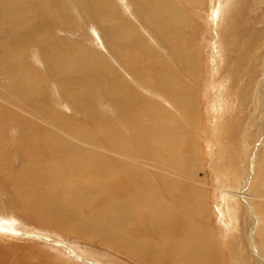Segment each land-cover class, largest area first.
<instances>
[{"label":"bare ground","instance_id":"1","mask_svg":"<svg viewBox=\"0 0 264 264\" xmlns=\"http://www.w3.org/2000/svg\"><path fill=\"white\" fill-rule=\"evenodd\" d=\"M19 1L20 0H18V2ZM25 1L27 0H22V4H24ZM98 1L100 4L98 3L96 6L97 12H108V10L111 9L109 2H107L106 5L105 0ZM135 1L136 6L135 3H129L130 1L127 3L129 4V13L145 12L146 15L143 16L145 20L149 24L155 25L153 29L151 28L145 33L146 40L143 38L147 48L146 53H148L147 56H145L150 59L149 64L152 67H154L155 62V74L147 64H144L142 54H137L135 56V54L131 55V53H129V70L131 72L126 74L129 77V92L126 87L119 88L121 91L114 89L112 95L108 98L109 102L101 103L104 108L103 117L106 116V113H109V111L105 113V110H109L108 107L109 105L111 106L112 102L114 104L118 103L116 106H122L120 105L121 101H124L125 104H131V108L124 111L121 118L117 117L126 122L122 125L120 123L117 124L122 126V128L125 126L123 128L124 130L126 127H129L130 121L136 126L137 130L132 131L134 134V136H132V141L141 156L137 151L133 153L138 162L141 163L143 160L142 164L144 165V169L137 170L135 166H129V163L123 160L125 157L126 160L129 161L130 145L128 147L125 143L122 144L119 137L118 140L114 134L110 135V133L103 131V123L93 125V130L89 131L82 126V123H77L75 119L70 118V115L59 112V108H65L69 110V112L72 111V113L78 112L73 106H67L65 104L66 102H64V100H68V97L80 105L76 106L79 111H85V109L88 108L87 106L90 104L92 105V103L86 101L81 104L75 98H72V96L76 93V95L80 94L81 96H85L86 94L87 98H89V96L91 98L94 97L99 87L97 88V85H95L96 83L92 80L93 76L101 78L99 82L97 81L100 87L102 84L104 85L106 83L104 80L106 69L101 67L95 75H91L90 77H88L89 68H81L80 73L84 76L73 75V73L77 72L80 63H82V57H84L85 60L91 58L87 51L84 53L85 56L80 55L81 57L77 56L75 58L74 44L71 43L72 47L71 45L69 47L65 46V48H68V53H60L62 50H59V53H57L53 50V53H51L52 60L48 56L47 58L45 57L46 59L44 66H41L43 67L41 71L44 73L49 71L56 72L53 76L59 78L63 82V85H59L54 81L53 76L49 75V80L54 82L56 86L51 92L58 94L62 99V101H60V98L57 99L53 97L54 95L52 96L46 93L50 90L44 91L41 85V80L43 79L42 74L38 72L33 74L27 72L23 58H20L24 50L16 47L14 48V52L9 53L8 50L4 49V54H2V58H0V78L7 82V85L5 87L3 86V89L10 90L7 97H4V94L0 95V97L8 104L6 109L12 110L18 115L25 109L39 107L37 106L38 104L34 103L35 101H32L34 98L33 94H35L36 97L47 95L45 100H47V105L51 108L47 106L41 111V114H43L47 110V113L43 115V117H48L49 121L44 120L45 123L42 124L32 122V124H30L31 127H38L39 129L35 128L36 130L31 129V131H28L32 132L34 135H37L38 131H41V133L43 131L44 136L32 140L30 134H28L26 136L28 138L24 143L26 151L28 150L27 144L29 141L31 142L29 146L36 150L40 146H38V141H40L42 144L41 147L44 148V153L37 152V154L40 155H37L36 152L25 154V162L16 166L13 162V156L17 154L13 151H11V154L4 148L5 146L10 148L11 145L13 150L16 146L14 143L16 139L15 135L19 129L16 123H14L15 121L13 122L14 125L12 124L13 127H11L13 130L12 135L7 140L10 145L6 144L2 146L3 139L0 138V197H3L6 201L8 210L10 209L11 212H15L20 216L22 215L24 218L28 219V221H32L36 226H39L40 229L63 230L67 232L73 231V233L76 234L75 236L83 237V232L81 233L79 230V224H82V229H86V232H89L85 233L86 239L113 246L123 252L124 255L133 258V260L137 261L139 264H228L227 255L229 254L224 247V238H217L218 240L221 239L219 241L215 239L218 235L213 237V230H204L203 226L208 225L209 221L204 222L201 220L204 216H211L209 208L212 205L209 201V191L207 190L209 189L207 186L209 183L207 182L208 180L202 181L201 183L203 185V187L201 185V192L204 191L201 197H199L201 192H197L195 185L190 186V184H187V181H193L192 170H190V168H192L194 164L200 163L199 165L205 170L204 163L202 162V157H204V155H201L202 151H200V148L203 147L199 145L201 144L199 142L200 140L198 141L196 138L202 128V122L201 115H199L200 106L199 103H197L198 93H195L193 87L187 82L183 81L188 86L179 82V78H181L185 72L189 77V83L192 84L194 80V82L200 83V86L203 85V90L201 87L199 89L203 91L202 95H206L207 87H204V85H207V81L204 82L203 79V65L205 64L200 54L196 52V50L193 52L194 49L190 48L189 37L186 33L168 31L170 26L173 27L176 25L180 27L185 23L188 25L190 24L185 12H183V14L182 12H178V7L171 0ZM203 1L204 0H183L184 3L187 2L191 4L193 7L192 10H195V14L197 13L196 17L198 21L196 25L200 24L202 21L201 25L204 26L205 30L207 32L211 30V35L209 34V37L214 38L212 29L216 30L217 34L219 31L223 32L225 20H227L226 18L230 14L229 11L231 9L233 10L232 5L236 0H214L213 9L211 8L212 12H210L211 14L209 13L212 17L208 16L207 12L195 9L194 6L196 4L201 6ZM67 6H69V4ZM0 7L2 12L5 11L3 13L9 14V16L12 15V11L5 5L3 0H0ZM14 9L16 10L17 7ZM21 9H24L22 5H20V10ZM39 9H41V7ZM39 9L37 8L35 10ZM81 11L83 10L81 9ZM24 13L25 12H23V14ZM193 18L195 19V17ZM228 22H230V20ZM194 25L192 28H194ZM15 27L16 26L10 24L8 30L13 32L25 31L24 29H20V27L17 29ZM198 28L201 30V26H198ZM204 28H202L203 32L205 31ZM212 38L210 40H212ZM218 38V41H216V58H218V52H221V49L224 52L222 45L225 40H222L220 37ZM42 39L45 38H41L40 41ZM99 39L100 38L95 37V40L99 42V46L102 47ZM229 39L230 38L227 37L226 41ZM203 41L201 37L200 43L202 44ZM207 44H209L207 46L209 47L212 42L209 41ZM158 50L163 54L164 58L168 60L169 64L173 66L174 71L170 69L166 63L162 62L161 59L156 60V57H158ZM204 51H206V49ZM105 52L110 54V60L115 62V59L111 56V50L107 49ZM207 52L210 53L209 51ZM169 58L175 61L173 62ZM219 58L217 60H219ZM221 58L223 57L221 56ZM33 64L37 65L38 60L33 61ZM219 67L220 66H218V69ZM148 72L153 73V77L149 78ZM218 74H216L217 77H219ZM67 76L76 82V84H79V86L69 87ZM1 82L3 81L0 80V83ZM219 84H221V82H219ZM47 85H49V83H47ZM79 87H83L84 89L79 90ZM104 90L109 91L106 88ZM100 91L101 90H99V92ZM70 93L73 94L70 95ZM144 93L147 94L148 97L144 95ZM100 94L101 93H99L98 97L101 99ZM97 95L98 93L96 96ZM230 95L232 94H229L226 98L227 100H225L227 104L223 100L224 95L221 96V103H218L219 106L215 112L216 115L214 118L219 116L224 118L223 115L225 116L230 113L229 106L234 102ZM212 96L210 95L211 98ZM229 96L231 98H229ZM154 99L158 100L153 101ZM163 103L168 105L166 106L167 109L162 106L164 105ZM107 104L109 105L107 106ZM93 108L95 109V107ZM48 110H50V112L57 111L59 115H55L54 120L50 119L49 116H51V114ZM137 113L141 117V120L140 122H133L132 119L136 117ZM38 116H40L39 113ZM173 116L177 120H180V122H176ZM9 118L12 119L13 116L10 115ZM211 120L213 121V119ZM0 123L2 124L0 127L1 130L3 129L2 131H5V128H9V125H4L1 116ZM218 124H221V122L219 120L217 121L216 118L213 126L217 127ZM175 125H178V127ZM41 126L42 128H40ZM131 129L132 127H130V130ZM140 129H142V132H140V138H138L137 131H140ZM186 129L190 131L189 134L185 132ZM3 136L6 137V135ZM120 136L122 135L120 134ZM20 138L17 141V146L20 144ZM194 146L196 147L195 149H193ZM3 148L5 152H3ZM217 163H219V161ZM134 170L139 171V173L133 175ZM258 170L256 184H259L257 187L261 186V189L256 190V192L252 190L254 195L247 194V198L251 197L250 199L258 202L256 213L259 215L262 228L259 230V236L263 232L261 249L264 252V179H262L264 174V157L260 162ZM65 176L69 178L62 179ZM3 185H8L9 191L5 189ZM12 190L13 192L15 191L14 196L16 200L13 198ZM239 190L238 188L234 191L227 190V195L219 193L218 196L222 202L219 208L221 212L220 219L223 221L229 220L228 223L231 224L235 222L233 217L230 218V215L234 213L233 200H236L237 196H240V193H242ZM39 193L44 197L37 195ZM211 197L213 196L211 195ZM0 216H2L1 213ZM2 218H0L1 233L7 232L6 230L12 232H14L13 229L20 230L19 227H16V225L14 226L16 222L9 221L10 219L4 221V218ZM78 219L90 221L91 224L86 226V224L84 225ZM184 221L185 223L181 224ZM142 224L147 225L152 231L151 233L156 235L157 238H153L150 241L147 235L142 239L136 237L134 229ZM129 228L133 231L129 230ZM141 228L143 229V227ZM209 228L211 227L209 226ZM70 229L72 230L69 231ZM219 234L221 235V233ZM2 236L5 235L2 234ZM2 236L0 239H4ZM221 237L223 236L221 235ZM111 241L116 242V245L121 247L113 245ZM129 245L132 246L129 247ZM57 247L59 249L54 248L55 255L53 254L48 257L49 260L53 262L56 261L58 263L61 261L62 264H72L70 261L73 260L74 262L73 258H75V255H79L80 258L87 255L89 256V254H85L83 251H80L81 249L79 250L76 247H74L75 250H73V248L65 249L63 248L64 246L59 247V245ZM135 251L136 254H133ZM34 260L36 262L33 264H45L39 258ZM76 261V264L80 263ZM89 261V264H114L110 259L100 258L97 255L92 259L89 258ZM260 262L264 263V259L260 260ZM28 264L32 263L29 262ZM240 264H246V261L241 257Z\"/></svg>","mask_w":264,"mask_h":264},{"label":"rangeland","instance_id":"2","mask_svg":"<svg viewBox=\"0 0 264 264\" xmlns=\"http://www.w3.org/2000/svg\"><path fill=\"white\" fill-rule=\"evenodd\" d=\"M27 1L22 4V0L19 2L18 0H3L5 5L12 11V15L9 16V14L3 13L5 11L2 12L0 7V49H2L0 50V58H2V54H4V49L8 50L9 53L14 52V48L16 47L24 50V53L20 58H23L25 64L24 66L27 72L31 74L38 72L39 74H42L43 79L41 80V85L44 91L50 90L46 93H49L52 96L54 95L53 97L59 99L60 96L58 94L51 92L53 88H56L55 83L49 80V75L53 76V74L56 72L49 71L44 73L41 71L43 69L41 66H44L45 59L47 56L51 58V53H53V50H55L57 53H59V50H62L60 53H68V48H65V46L69 47L71 45L72 47V44H74L73 48L75 58L80 55L85 56L84 53L87 51L89 53V57L91 58H89V60H85V58L82 57V63L79 65L80 69L77 68V72L73 73V75L84 76L80 73L81 68H89L90 70L88 77H90L91 75H95L101 67L106 69V75L104 79L106 83L104 85L102 84L100 87V84L97 83L101 78L98 76L92 77V80L96 83L95 85H97L96 87H99V90H101L100 92L99 90L96 92L94 91L95 94L92 98L90 96L87 98L86 94L85 96H81L80 94L76 95V93L73 92L75 94L72 96V98H75L81 104L86 101L92 103V105L90 104L87 106L88 108L85 106V111H79L76 106L80 105L68 97V100H64V102H66L65 104L67 106H73L76 110H78V114L76 112L72 113V111L69 112V110H66L65 108H59V112L70 115V118L75 119L77 123H82V126L87 128L89 131L93 130V125L103 123V131L110 133V135L114 134L116 138L119 137L122 144L125 143L128 147L130 145L131 149L129 148V161L126 160L125 157L123 160L129 163V166H135L137 170L144 169V165L142 164L143 160L141 163L138 162L135 154L133 153L136 151L138 152L137 148L134 146V142L132 141V136H134L132 131L137 130L136 126H134V123L132 124L130 121L129 127H126L124 130L123 128L125 126L122 128V126L117 124L120 123L122 125L126 122L123 119L118 118H121L124 111L131 108V104H125L124 101L120 102V105L122 106H116L118 103L114 104L113 102L112 103L114 105L112 103L111 106L107 104V106L109 105V110H105V113L108 111L109 113H106V116L103 117L104 108L101 102H109L108 98L112 95L114 89L121 91L119 88L126 87L127 91L129 92V77L126 75L131 72L129 70V53H131V55L135 54V56L137 54H142V60L144 64H147L155 74V62L154 67L149 64L150 59L146 57L148 53H146L147 48L145 45V33H147V30L151 28L153 29L155 25H151L145 20V17H143L146 15L145 12L129 13V4L127 3L130 1L129 3H135L136 6L135 0H105L106 5L107 2H109L111 6V9H109L108 12H97L96 6L99 3L98 0ZM171 1L178 7V12H182V14L183 12L186 13L190 24L188 25L185 23L180 27H177L176 25L173 27L170 26V29L166 27L163 28L168 29V31L186 33L188 35L190 48L194 49L193 52L196 50V52L200 54V57L205 64L203 65V79L204 82L207 81V85H204V87H207V94L202 95L203 91H201L199 88L201 87L203 90V85L200 86V83L196 81L194 82V80L192 84L189 83V77L185 72L183 73V76L179 78V82H187L193 87L195 93H198L197 103H199L200 106L199 115H201L202 122V128L196 138L198 141L200 140L199 142L201 144L199 145L203 147L200 148V151H202L201 155H204V157H202V162L204 163L205 170L201 165H199L200 163L194 164L193 167L190 168V170H192L193 181L189 180L187 181V184H190V186L195 185L197 192L200 193L202 181L208 180L207 182L209 183L207 186L209 189L207 190L209 191V201L212 205L210 208H208L210 210L211 216H204L201 220L204 222L209 221L208 225L203 227L206 231L213 230V237L218 235V237L216 236L215 239L224 238V247L229 254L227 255L228 264H240V257L246 261V264H264L260 262V260L264 259V252L261 249L263 232L259 236V230L262 228L259 215L256 213L258 202L256 200L250 199L251 197L247 198V194L254 195L252 190H255L256 192V190L261 189V186L257 187L259 184H256V177L258 176L257 173L259 171L258 169L260 162L264 157V0H236L232 5L233 10L231 9L229 11L230 14L227 16V20H225L226 22L223 25V32L219 31L217 34V31L212 29V34L214 37H211L212 40H210L211 38L209 37L211 35V30L207 32L204 26L201 25L202 21L200 24L196 25L198 21L196 17L197 13H194L195 10H192L193 7L191 4L187 2L184 3L183 0ZM214 2V0H204L201 6L196 4L194 7L198 11L201 10L203 12H207V15L212 17L210 12H212L211 8L213 9ZM68 4L69 6H67ZM20 5H22L24 9L20 10ZM15 7H17L16 10L14 9ZM40 7L41 9H39ZM37 8L39 10H35ZM81 9L83 11H81ZM23 12L25 13L23 14ZM193 17H195V19ZM229 20L230 22H228ZM10 24L16 26V29L20 27V29H24L25 31H10L8 30L10 28ZM193 25L194 28H192ZM198 26H201V30L198 28ZM202 28H204V32L202 31ZM95 37L100 38L99 40L103 48L99 46V42L95 40ZM201 37L202 40H204L202 44L200 43ZM218 37H220L222 40H225L223 41L222 45L224 52L222 49L221 52H218V58L220 57L219 60L216 58V41H218ZM227 37L230 38L228 41H226ZM41 38L45 39L40 41ZM209 41H211L212 44L207 47L209 45L207 44ZM107 49L111 50V56L115 59V62L111 61L109 58L110 54L105 52ZM205 49L206 51H204ZM157 53L156 54L158 57H156V60L161 59L162 62L166 63L169 68L173 70V66L169 64L168 60L164 58L163 54H161L159 50ZM221 56L223 58H221ZM169 59L172 60V58ZM35 60H38L37 65L33 64V61ZM172 61L174 62L175 60ZM218 66H220L219 69ZM152 74L153 73L148 72V77H153ZM216 74H218L219 77H217ZM68 75L70 76L69 73ZM53 79L59 85H63V82L59 78L53 76ZM0 80L3 81L0 83V95L4 94L3 96L7 97L10 89H3L7 85V82L2 78H0ZM68 80L69 87L79 86V84H76V82L71 80L69 77ZM219 82H221V84H219ZM47 83H49V85H47ZM105 88L109 91L104 90ZM83 89V87H79V90ZM97 93L98 95L96 96ZM99 93H101V99L98 97ZM72 94L70 93V95ZM229 94H232L230 96L234 101L233 104L229 106L230 113L227 112V115H223L224 118H221V116L216 117L217 121L219 120L221 124H218V126L215 127L213 124L216 119L214 117L219 106L218 103H221L222 95H224L223 100L225 101L227 100L226 98ZM144 95L148 97L147 94L144 93ZM210 95H213L212 98ZM33 96L34 98L32 101H35L34 103L38 104L37 106L39 107L25 109L18 114L19 116L16 115L12 110H7L6 107L8 104H6V102L0 97V116L4 125H9L8 129L5 128V131L0 129V138L3 139L2 146L6 144L10 145L7 140L12 135L13 130L11 127H13L14 121L17 128L19 129L15 135L16 139L14 143L16 146L14 149L12 150L11 145L10 148H7L6 146L4 147L5 150L9 151V153L12 154L11 151H13L17 154L16 156H13V162L16 164V166H19L22 162H25V154H31L35 152L36 154L37 152L44 153V148L41 147L42 144L40 141H38V146H40L36 150L29 146L31 144L30 141L27 144L28 150L26 151L24 148V143L28 138L26 137L28 134H30L32 140L44 136L43 131L42 133L41 131H38V136L34 135L32 132H28L31 131V129H39L38 127L32 128L30 124H32V122L42 124L45 123L44 120L49 121L48 117H43V115L47 113V110L45 113L41 114V111L48 106L47 100H45L47 95L36 97L35 94H33ZM230 96L229 98H231ZM216 97L219 98V101ZM155 100L158 99H154L153 101ZM60 101H62L61 98ZM225 103L227 104V101H225ZM163 104L164 105L162 106L167 109L166 106L168 105L166 103ZM93 107H95V109ZM48 108L51 107L48 106ZM36 109L40 111H37ZM48 111L51 114V116H49L50 119L54 120V116L59 115L57 111ZM38 113L41 117L38 116ZM10 115L13 116V120L9 118ZM114 116L118 121L114 119ZM211 119H213V121ZM132 120L133 122H140L141 117L137 113L136 117ZM175 121L180 122V120L177 119ZM1 126L2 124L0 123V127ZM42 126L40 128H42ZM175 126L178 127V125ZM130 127H132L131 130ZM187 129L185 132L189 134L190 131ZM140 132H142V129L137 131L138 138H140ZM119 133L122 136H120ZM3 135H6V137ZM19 138L20 144L17 146V141ZM4 148L3 152H5ZM195 148L196 147L194 146L193 149ZM199 158L201 159L200 156ZM218 161L219 163H217ZM138 173L139 171H133V175ZM68 178L69 177L65 176L62 179ZM262 179H264V174ZM4 186L5 185H3V187ZM235 187L238 188V190L240 189L239 191L242 193H240V196H237L236 200H233L234 213L233 215H230V218L233 217L235 222L231 224L228 223L229 220L223 221L220 219L221 212L219 208L222 205V202L218 196L219 193L227 195V190L234 191L236 190ZM4 188L9 191L8 185H6ZM14 192L12 190L13 196L15 195ZM203 194L204 191L200 193L199 197H201ZM37 195L44 197L40 193ZM211 195L213 197H211ZM13 198L16 200L15 196ZM6 205L7 204L4 198L0 197V213L2 214L0 218L4 216V219L2 218L4 221H8L10 219L9 221H13L14 223L16 222L14 226L16 225V227H19L20 230L13 229L15 233L10 230H6L7 232H0L1 236L2 234L5 235L2 236L5 240L0 239V261H2L0 264H28L29 262L33 264L36 262L34 259L37 258L41 259L45 264H62L61 261L57 263L56 261L53 262L48 258L53 254L55 255L54 248H58V245L59 247L64 246L63 248L65 249L73 248V250H75L74 247H76L79 250L81 249L80 251H83L85 254H89V256L87 255L81 257L82 259L79 257V255H75V258H73L74 262L73 260H69L72 264H76V260L78 261H76L77 263L80 262L79 264H89V258L92 259L95 255L100 258L103 257L110 259L114 264H139L137 261L133 260V258L129 257L128 255H124L123 252L119 251L113 246H109L104 243L102 244L95 240L86 239L85 233L89 232H86V229H82V224H79V230L81 233L83 232V237L75 236L76 234L71 231L72 229L69 230L71 232L52 229L43 230L40 229L39 226H36L32 221H28V219L24 218L22 215L20 216L15 212L13 213L10 211V209L8 210ZM227 207L229 209L228 205ZM78 220L84 225L86 224V226L91 224L90 221H84L82 219ZM183 223H185V221L181 224ZM209 226L211 228H209ZM141 227H143V229ZM129 230L133 231L130 228ZM134 231L136 233V237L141 239L146 237L145 235H147V238H150V241L153 238H157L156 235L151 233L152 231L150 228L144 224L139 227L137 226ZM218 232L221 233L223 237H221ZM111 243L115 246H118L114 241H111ZM131 246L132 245H129V247ZM133 254H136V251Z\"/></svg>","mask_w":264,"mask_h":264}]
</instances>
